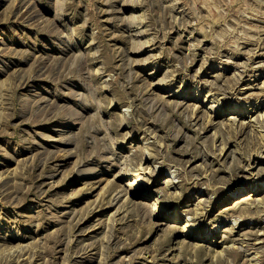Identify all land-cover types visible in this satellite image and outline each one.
Listing matches in <instances>:
<instances>
[{"label": "rangeland", "instance_id": "rangeland-1", "mask_svg": "<svg viewBox=\"0 0 264 264\" xmlns=\"http://www.w3.org/2000/svg\"><path fill=\"white\" fill-rule=\"evenodd\" d=\"M0 264H264V0H0Z\"/></svg>", "mask_w": 264, "mask_h": 264}, {"label": "bare ground", "instance_id": "bare-ground-1", "mask_svg": "<svg viewBox=\"0 0 264 264\" xmlns=\"http://www.w3.org/2000/svg\"><path fill=\"white\" fill-rule=\"evenodd\" d=\"M169 85V84H168ZM176 93V92H175ZM180 94V93H179ZM174 96L175 95H178V94H173ZM170 101V100H169ZM216 105V104H215ZM168 106H169V104H168ZM219 106V105H218ZM174 107V106H173ZM169 109L170 111L172 110V107L170 106V107H167L166 106V109ZM221 112V111H220ZM147 113V112H146ZM239 113V112H238ZM212 114V113H211ZM214 117V116H213ZM143 119H145V118H143ZM237 119V118H236ZM147 120H145V122H146ZM142 123V122H141ZM145 154L142 152V151H140L139 152V158H140V160H144L145 159ZM145 161V160H144ZM148 169V168H147ZM147 169H145L144 168V166H143V164H142V162L140 163V164H138V166H137V168H136V170H134L135 172H133V173H131L130 174V176L131 177H134V178H141V179H144L143 177H142V175L144 176V175H146V174H148V172L146 171ZM150 170V169H149ZM186 175V174H185ZM133 178V179H134ZM173 179V178H172ZM175 181V180H174ZM172 182V180H167V183L168 184H170ZM259 187V186H258ZM257 192V191H256ZM259 198V197H258ZM249 203V202H248ZM199 212V211H198ZM242 214V213H241ZM194 226V224L192 223V222H190V221H188V222H185V226L183 227V230L182 231H185V233L186 234H188V235H191V231H192V229L194 228L193 227ZM192 233H193V231H192ZM196 233V232H195Z\"/></svg>", "mask_w": 264, "mask_h": 264}]
</instances>
